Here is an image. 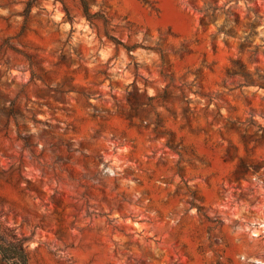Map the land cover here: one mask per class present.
Segmentation results:
<instances>
[{"label": "rangeland", "instance_id": "374dc122", "mask_svg": "<svg viewBox=\"0 0 264 264\" xmlns=\"http://www.w3.org/2000/svg\"><path fill=\"white\" fill-rule=\"evenodd\" d=\"M27 1L0 0V222L29 263L264 264V0Z\"/></svg>", "mask_w": 264, "mask_h": 264}, {"label": "trees", "instance_id": "16d2710c", "mask_svg": "<svg viewBox=\"0 0 264 264\" xmlns=\"http://www.w3.org/2000/svg\"><path fill=\"white\" fill-rule=\"evenodd\" d=\"M37 0H28L26 8L29 9ZM84 14L88 18L87 7L84 0H80ZM0 261L4 264H30L29 255L22 242L11 233V230L0 222Z\"/></svg>", "mask_w": 264, "mask_h": 264}]
</instances>
